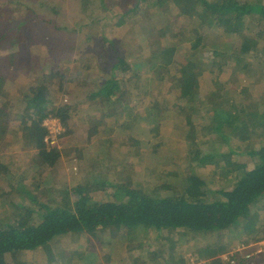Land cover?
<instances>
[{
  "label": "trees",
  "instance_id": "trees-1",
  "mask_svg": "<svg viewBox=\"0 0 264 264\" xmlns=\"http://www.w3.org/2000/svg\"><path fill=\"white\" fill-rule=\"evenodd\" d=\"M11 2L14 3L15 0ZM100 2L104 4L105 0ZM157 9L166 11V20L182 19L184 24H177L179 31L171 32L174 36L181 37L177 41L169 42L163 34H158L159 29L154 30L151 28L153 25L148 24V19L153 18L151 13ZM118 14L121 15L112 27H115V31L121 30L122 35L104 36L100 41L102 63L97 62L98 86L89 94V100L93 103V108L99 107L101 112L99 118L86 122L90 126V138L95 137L104 121L112 118L117 127L132 136L125 143L126 146L135 139L140 143L139 132L130 124V121L134 123L136 119L133 108L138 106L139 101L144 104L142 101H148L149 98L150 107L153 106V101L159 102L160 97L154 94L152 82L159 84L162 78L168 76L163 81H168L169 85L164 83L163 86H169L171 90L179 88L178 106L183 114L190 113L195 115L194 120H198L202 107H211L206 111L210 129L215 132L224 131L226 145L230 148L223 161L229 170L223 169V172L231 185L216 189L212 180L196 172L195 165L188 168L183 176L178 175L174 184L163 183V190L156 187L145 189L138 184L139 188L133 189L119 184L120 190L127 197L124 200L95 199L89 192H84L89 190L86 187H75L74 191L78 194L75 202L66 198L62 207L43 204L38 209L37 220L33 224L30 220H19L17 224L6 223L5 226H0V264H17L16 261H11L15 253L21 251L33 252L28 264H70L58 262L53 249L57 245L56 241H62L71 232L88 237L112 226L122 229L139 227L148 230L147 232L154 230L158 235L180 228L187 235L188 245L198 248V253L195 254L197 259H204L207 264H228L219 256L236 239L245 241L264 238V141L259 140V145L255 146L256 143L247 144L248 142L239 138L242 133H255L252 127L256 126L251 123V119L259 121L264 134V102L260 100L264 96V90L259 97L255 94L264 77V44L260 48L264 41V2L134 0L131 6L124 7ZM25 20L8 29L10 37L11 33H15L9 42L3 44L1 42L4 38H0V61L4 52L17 49L15 47L20 35L24 38ZM98 20L102 19H91L88 26L95 24L102 27ZM162 24L168 27L165 22ZM184 32L189 35L188 39L183 38ZM232 34L241 38L238 50L226 52L213 48L215 45H223L226 40L231 41L229 38ZM29 35L32 36L33 33ZM123 43L126 44L125 50H121ZM7 44L12 48L7 47ZM255 46L261 49L262 54L257 52ZM17 51H13L8 63H1L13 65L17 60ZM238 65L243 70L250 71L247 78L238 71L231 73L227 80L220 78L225 69ZM147 70L150 71V85L141 78ZM78 71L85 74L84 81L88 80V67L79 66ZM205 71L210 75V80L206 78V82L204 79L202 83L201 77L204 76L200 74ZM51 73L56 74L54 77L58 78L60 84L58 88L63 89L65 71L61 72L53 67ZM99 75L102 77L100 81ZM170 79H173V83ZM51 80L42 72L41 80L36 84H29V88L12 87L13 92H24V131L29 133L30 139H35L38 150L46 155V159L56 158L59 152L52 150L53 156L46 149L44 137L47 130L42 125L43 119L55 115L66 125L70 121L71 110L75 107L57 102L56 91L52 89L55 83ZM6 82L7 79L0 73V88ZM201 84L207 86L204 94L201 93ZM253 96L256 98L252 99ZM249 104H254L258 110L250 113ZM118 106L121 108L119 111ZM4 122L0 117L3 133L7 131ZM159 124L160 122H153L150 128ZM3 133L1 134L5 135ZM241 142L247 144V148L240 154L242 157L236 163L237 166H232V152L241 151ZM98 145L101 148L107 142ZM194 158L197 165H201L208 158L213 160L215 157L214 153L205 151L195 154ZM29 214L32 215V211ZM150 247V243L133 247L132 264H138L144 256L146 261L149 250H152ZM180 250L179 243H171L153 253L151 260L155 264H178L176 259L180 256V264H186L188 261ZM163 251L165 253L162 255ZM78 254L75 251V256ZM237 262L247 264L242 260Z\"/></svg>",
  "mask_w": 264,
  "mask_h": 264
},
{
  "label": "rangeland",
  "instance_id": "rangeland-1",
  "mask_svg": "<svg viewBox=\"0 0 264 264\" xmlns=\"http://www.w3.org/2000/svg\"><path fill=\"white\" fill-rule=\"evenodd\" d=\"M262 1L264 2V0ZM131 3H134V0H105L104 4L100 0H15L14 3L11 0H0V38H4L1 43H6L15 35V33H11L10 37L9 28L11 29L21 20H27H25L26 27L23 28L24 38L22 35L19 37V34L17 35L18 40L15 47L17 48L15 50H18L16 52L17 60L13 65L1 63L3 61L8 63L7 60L9 61L14 49L11 52H4V59L2 58L0 61V73L9 83L14 82L12 85L14 87H30L29 84H36L41 80L43 72L48 80L52 79L51 81L55 83L52 85V89L56 91L57 102L75 106L71 110V117L76 123H68V126L75 129V132L66 130L60 135L55 145L46 146L49 153L54 149L59 152L56 158L46 159V155L38 150L34 138L15 136V134H7V136L0 134V155H2L0 161L3 163V165L0 164V226H5L6 223L17 224L19 220H30L29 222L33 224L37 220L38 209L43 204L62 207L69 198L75 202L78 198V194L74 191L75 187H86L89 190L84 192H89L95 199L124 200L127 197L120 190L119 184L133 189L139 188L138 184L145 189L156 187L163 190V183L174 184L178 175L183 176L188 168L195 165L197 166L196 172L212 180L216 189L231 185V181L223 172V169L229 170L227 166H224L223 161H225V154L228 155L230 152V148L226 145L224 131L215 132L210 129L206 111L211 107H202L198 120L193 119L195 115L183 114L178 106L179 88L171 90L169 86H163L164 83L169 85L168 81H163L169 78L168 76L162 78L159 84L152 82L154 94L160 97L159 102L153 101V106L150 107L148 105L150 99L142 101L145 102L144 104H140L141 101H139L138 106L133 108L136 119L134 123L130 121V124L135 127L134 130L139 132V140L145 137V142L139 143L135 139L126 146L125 143L130 141L132 136L117 127L118 125L112 119L106 120L107 132L101 130L92 139L88 136L87 130L89 131L90 126L86 123L85 112L91 109L92 105H86V101L90 102L89 94L98 86L97 62H101L102 59V53H100L102 43L100 41L104 36L122 35L121 30L115 31V27L112 26L117 23L116 20L121 15L118 12L120 13V10L128 5L131 6ZM151 14H153V18L148 19V24H152L151 28L154 30L159 29V35L163 34L169 42H175L181 38L171 33L174 30L179 31L178 23L184 24L181 18L166 20V11L160 9ZM93 18L102 19L98 21L103 26L93 24L92 27H89L88 23ZM164 22L168 27L162 24ZM29 33H33V35L30 36ZM183 38L188 39L189 35L184 32ZM229 39L231 41L226 40L223 45H215L213 48L226 52L238 50L241 38L232 34ZM263 44L264 41L260 44V48ZM6 46L12 48L8 44ZM255 48L258 53L262 54L259 47L255 46ZM125 49L126 44H121V50ZM79 66L88 67V80L84 81L85 74L78 71ZM53 67L58 71H65L63 89L58 88L59 80L54 77L56 74L52 75L51 73ZM235 71H238L244 78H247L250 73L249 70H243L241 65H238L225 69L220 78L227 80L230 74ZM201 75L204 76L201 77L202 83H204V79L206 82V78L210 80L207 71L202 72ZM141 78L150 85L149 70L142 74ZM101 79L102 77L99 75L98 81ZM170 81L173 83V79ZM263 86L264 77L263 82L256 90V96L262 95ZM3 88L5 92H8L9 88L6 84ZM206 92L207 86L201 84V93ZM17 93L19 94V91ZM255 98L253 96L252 99ZM260 100L264 102V96L260 97ZM3 104V100L0 99V105ZM80 104L85 105L81 106ZM21 108L23 109V104L14 98L9 101L6 110L10 114L11 110L20 113ZM120 109L118 106L117 110ZM248 110L253 113L258 108L254 104H249ZM92 116L94 115H90V117ZM0 117L3 116L0 115ZM147 119L150 124H147ZM251 120L253 121L251 123L256 126L252 127L253 130L255 129V133H242L239 138L248 142L247 144L256 143L255 146H257L259 140L264 141L263 127L259 121ZM153 122H160V124L155 128L151 126V130L150 125ZM104 142H107V145L100 148L98 143L103 144ZM247 144L242 143L240 152H232V166L238 164L242 157L240 154L246 150ZM148 147L151 150L147 151ZM98 149H100V153L97 151ZM110 150L113 152L106 155V158L107 156L111 158V154L116 153L115 164L112 160L108 164V160L102 163L99 154H103L105 151L107 154ZM205 151L214 153L215 158L213 160L208 158L205 164L197 165L195 154L199 155ZM51 155L54 156L53 153ZM85 160L86 164L84 165ZM29 211H32V215L29 214ZM147 231L139 227L122 229V227L112 226L88 237L71 232L62 241H56L57 245L53 247L54 254L58 262L61 261V263L132 264L134 259L132 248L138 247L141 243H150L152 250H149L151 254L148 253V260L151 262L144 261V256L138 264H155L151 260L154 257L153 253L159 252L171 243H179L181 255L184 254L190 264H207L206 260L197 259L195 254L198 253V248L188 245L187 235L180 228L169 230L165 234L159 233V235L154 230ZM259 240L264 241V238ZM259 240L240 241L236 239L230 248L240 243L248 244ZM189 247H191L190 250ZM75 251L79 252L76 256ZM163 253L165 252L163 251L162 255ZM32 256V251L17 252L11 263L16 261L17 264H28ZM219 257L225 262L228 261L222 258V254ZM176 260L178 264L181 263L180 256H177ZM245 263L264 264V251L254 254Z\"/></svg>",
  "mask_w": 264,
  "mask_h": 264
},
{
  "label": "crops",
  "instance_id": "crops-1",
  "mask_svg": "<svg viewBox=\"0 0 264 264\" xmlns=\"http://www.w3.org/2000/svg\"><path fill=\"white\" fill-rule=\"evenodd\" d=\"M13 51H15V49L13 50ZM15 53V52H14ZM12 64H14V62L12 63ZM150 82V81H149ZM14 83V82H13ZM13 83H9L8 81L6 82V83H4V84H6V86H7V88H9L8 89V92H5L4 91V88L3 87H1V89H0V99L1 100H3V102H4V104L3 105H0L1 107H0V112H1V114L0 115H2L3 117V120H5V122H4V127H6L7 128V131L5 132V133H3V131L1 132V130H2V128H3V126H2V124L0 125V134L1 133H3V134H5L6 136H7V134H10V135H12V134H15V136H21V137H23V136H25V137H27V136H30L29 135V133H26L25 131H24V128H25V123H24V119H23V109L21 108V112L20 113H17L16 111H12L11 110V114H10V112L9 111H7L6 110V108H7V106H8V103H9V101L11 100V99H14V98H17V100H19L20 101V103L21 104H23V108H24V106H25V104H26V102H25V99H24V92H19V94L17 93L18 91H15V92H13L12 91V87H14V86H12L13 85ZM151 83V82H150ZM4 86V85H3ZM14 88H18V87H14ZM29 88V87H28ZM149 98V97H148ZM150 99V98H149ZM14 103H16V102H14ZM25 103V104H24ZM11 105V104H10ZM81 106H83V105H85V104H80ZM86 105H93V103L90 101V102H87L86 101ZM96 106H97V104H96ZM12 107V106H11ZM117 111H119V110H117ZM100 112H101V110L99 109V107L98 108H93V106H92V108L91 109H89L87 112H85L86 113V121H89V120H94V119H96V118H99V115H100ZM12 115H14V116H12ZM90 115H94V116H92V117H90ZM23 119V120H22ZM108 119H112V118H108ZM113 120V119H112ZM148 120V119H147ZM81 121H79V123H80ZM107 121H104L102 124H101V129L99 130V131H106L107 132V129H106V126H107V123H106ZM113 122H114V120H113ZM148 123L147 124H149V120L147 121ZM69 124H76V123H74V121H73V118L71 117V119H70V121L68 122ZM62 124H63V122H62ZM81 124V123H80ZM64 125V128H65V131L64 132H66V130H68L69 132H75V129H73V128H70L69 126H68V124H63ZM79 126V125H78ZM78 128V127H77ZM90 130V129H89ZM150 130V129H149ZM98 131V132H99ZM89 131L87 130V133H88ZM97 132V133H98ZM34 133V132H33ZM126 133H128V132H126ZM143 133V132H142ZM144 133H146V130H144ZM160 133H162V132H160ZM71 135H72V133H70ZM129 134V133H128ZM90 135V134H89ZM88 135V136H89ZM90 137V136H89ZM141 140V142H145V137H143V138H141L140 139ZM143 140V141H142ZM99 148V147H98ZM104 150V149H103ZM149 150H151L150 149V147H148V149H147V151H149ZM97 151H99V153H100V149H98ZM147 151H145V152H147ZM111 152H113V151H108L107 152V154H106V151L103 153V154H99V155H101V161H102V163L104 162L105 163V161H107V164H108V162H110V160H112V162L115 164V161L114 160H117V155H116V153H112L111 154V158H108V156H107V158H106V155H109V153H111ZM118 153H120L121 154V152L120 151H118ZM0 156H2V155H0ZM120 161V160H119ZM0 164L1 165H3V163H2V161H0ZM86 164V160H85V162H84V165ZM10 174H11V172H10ZM229 250V249H228ZM227 250V251H228ZM187 263L188 264H190V261L187 259ZM146 262H151L150 260H146ZM244 262H246V261H244Z\"/></svg>",
  "mask_w": 264,
  "mask_h": 264
},
{
  "label": "built area",
  "instance_id": "built-area-1",
  "mask_svg": "<svg viewBox=\"0 0 264 264\" xmlns=\"http://www.w3.org/2000/svg\"><path fill=\"white\" fill-rule=\"evenodd\" d=\"M42 125L47 132L44 137L46 145L53 146L57 143L60 135L64 132V126L59 117L50 115L44 118ZM264 251V241H256L254 243H240L222 254V258L228 260V264H236L238 260L248 261L254 254ZM194 258V257H193Z\"/></svg>",
  "mask_w": 264,
  "mask_h": 264
}]
</instances>
